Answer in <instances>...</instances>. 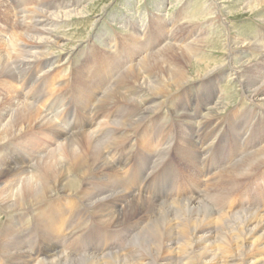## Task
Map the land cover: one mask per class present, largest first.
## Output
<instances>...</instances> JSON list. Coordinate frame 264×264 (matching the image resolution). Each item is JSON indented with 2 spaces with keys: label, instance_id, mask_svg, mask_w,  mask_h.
Returning a JSON list of instances; mask_svg holds the SVG:
<instances>
[{
  "label": "bare ground",
  "instance_id": "obj_1",
  "mask_svg": "<svg viewBox=\"0 0 264 264\" xmlns=\"http://www.w3.org/2000/svg\"><path fill=\"white\" fill-rule=\"evenodd\" d=\"M29 1H20L21 3L15 7H18L15 9L16 13H13L15 19H7V24L14 26L15 30L13 34L11 32L12 36L9 43L6 42L7 47L4 46V51H7V54L0 55V78H11L13 69L16 74L21 70L20 67L22 65L32 66L33 68L41 58L43 59L41 62L44 65L52 67V62L49 61L52 54L47 49L54 46L60 48L64 44L63 41L65 42L63 37L55 34L53 28H57L67 20L88 16L92 7V5H85L86 7L81 9H74V7L79 6V0H72L69 3H66V0L65 2L63 0H46L47 3L44 4V6H48V10L46 11L44 9L38 11L35 8L36 11L24 10L22 7L29 3ZM223 2L227 4L225 0ZM40 5L42 6V4ZM71 7H73L71 10L65 12L59 11L62 9L67 10ZM239 7L242 11L247 12L248 15H253L264 9V0H245L243 6ZM233 12L230 9L229 14L232 15ZM19 15H22L21 17L24 19L19 18ZM221 24L225 29L227 26H230V24H226V20L221 21ZM235 38L237 39V36ZM208 39V34L204 33L188 45H178L168 42L159 52L145 56L141 63L128 64L129 68L121 75L115 77L113 85L107 79L113 78L120 70L109 66L111 67L109 76L107 75L106 79H102L98 86H94V88L102 86V90H96L94 96L88 95L87 98L89 100L84 99L83 102L86 110H89L90 106L93 108L98 99H100L101 110L103 111L109 107L119 106V113L117 115L119 119L112 121V123L108 121L109 124L106 128L99 131L94 129L95 131L91 134L74 135L73 133H76L74 130L79 129L77 126L71 133H65V130L61 129V127L57 128L56 131L54 130V134H57L60 138L65 137V139H69L70 141L67 140V143H62V146L50 152L42 162L41 160L38 161L40 165H38L39 168H36L33 176L29 177L26 175L29 174L27 171L31 170V160L15 158L12 161L10 159L6 162H0V180L7 177H17L20 174L27 176L21 177L17 184L7 181L8 183L5 186L0 187V209L7 213L8 217L9 215H14L11 218L9 217L5 222V226H1L0 228L1 255L6 256L9 253L14 262L13 264H32L34 260L36 263L37 261L38 263L41 262L40 264H189L191 261H195L193 264H264V207L254 198L249 202H237V206L233 210L231 209V213H220L223 215L215 213V207L220 208L222 206L221 203H219L221 206H218L217 198L224 190V184L227 183L232 187L230 190L233 188L237 189L236 186L240 184L239 182L242 179H246L260 166L264 165V146L261 145V149L254 151V153L252 152L253 154L245 159H241L238 161L239 163L234 164L229 170L227 169L228 171L221 172L218 175V180H215L217 182L213 181L210 187H206L207 190L204 192V197L200 196V199L196 196V198L189 197L187 200L177 203L162 202L159 205L157 204L159 207L156 206V209L153 207L151 210H144L145 212L141 213L138 217L137 215L140 213L139 208L141 210L145 206V203H147V200H143L140 195V193H145V189L140 187L137 191L138 193H135L137 188L130 187L129 183L125 180L117 175H112L114 167L107 161L110 153L112 154L114 151L122 149V146L130 142L129 140L135 136V130L142 123H146V120L148 121V116L168 109L166 101L172 94H176L177 99L174 101V106H169V111L175 110L176 116L182 122L180 126V132L183 134L181 136L183 138L182 141L190 146L183 151L186 152L183 158L184 156L188 158L198 155L200 157L202 155V148L198 144V146L194 144L193 134H191L192 127L204 125L206 129L202 130L204 133L202 135L207 136V134L213 133L210 129L214 126V123L223 126L225 124H232L231 121H228L230 118L227 122H216L218 116L228 109L230 100L234 97L229 95L220 96L221 98H219L215 88H218L224 80L225 74L223 69L229 67L231 73L236 72L235 68L232 67L235 61L239 64V67L246 68V71L243 72L244 74L241 73L242 77L236 78L239 81L238 84L243 98L248 103L250 102L251 105L257 106L256 108L264 110V45L261 46L257 44L258 42L242 39V44L234 47L230 36L226 35L223 50L228 53L227 60L213 66L212 64L198 61V55L202 51L198 44ZM233 39L232 41L234 42ZM215 42L216 40L212 43L217 44ZM0 43L1 45L6 44L3 41H0ZM28 46L30 49L25 50L24 47ZM47 56L51 57L45 60ZM167 56H169V61L168 59L165 60ZM179 59L181 60L180 63L174 62ZM57 63L59 64V62ZM108 68L106 67V71L109 73ZM112 69L115 71L113 72ZM216 72H218L216 78H210L205 84L201 83L199 88L197 86L191 87V83L195 81L201 82L204 78ZM13 80L16 81L15 79ZM89 80L91 81L92 78ZM64 84L66 85L63 81L59 86ZM59 86L54 87L56 93L61 90ZM11 87L12 85L7 87L9 91ZM195 87L198 88V93L202 95L203 101L199 100L200 107L193 108L190 105L193 100L187 101V99H184V95L192 93ZM76 90L83 93L82 88H76ZM88 90V87L85 88V92ZM180 90H182L181 93H179ZM45 95L49 96L48 94ZM24 96L28 98L29 102H21L16 99L18 102H14V104L9 103V106H6L11 101V97H8V102H0V112L3 110L5 112L0 117V145H3L12 138L23 137V134L34 128L35 130H40L51 126L52 119L49 117L50 115L43 110L42 112L39 111V105L42 103L40 96L32 97L30 93L24 94ZM217 97L218 101L215 102L214 99ZM89 103H91L90 106H88ZM185 103H188L190 107L185 108ZM41 105L44 106L45 102ZM202 105L206 109L205 116L199 121H193L188 115L189 112L191 111L195 115L193 110L198 113ZM243 123H246V120ZM156 126L161 128L158 125ZM232 129L234 137H238L242 133L244 138L247 135L244 133L245 128L239 131L238 126H232ZM202 144H207V148L213 146L207 138ZM28 147L30 146L28 145ZM146 147L148 146L143 141L142 145L139 146V149L141 148L144 152L141 151L142 156L140 158L148 162V160L151 161L149 159L150 155L153 157V153L155 152L152 151L153 153L151 154V151H146ZM12 151L14 152L15 150L13 149ZM192 152L195 155H190ZM125 153L127 152L125 151ZM127 154L129 155L130 152ZM195 162L197 163V161ZM122 165H128V162L125 160L119 164L121 167ZM27 166L28 169L24 170ZM100 169L104 171L105 176L103 175L98 179L90 176ZM143 169L141 170V176L147 170V168L146 170ZM141 176L137 179H140ZM86 177L88 180H95L92 184L89 182V187L87 188L83 182V179H87ZM231 193L232 191L230 195ZM173 194L175 195V192ZM72 195L83 201L84 208L89 210L95 209L96 216L101 223L109 221L114 226H122L128 219H133L134 222L123 236V240L128 241L133 248L126 251V253L120 254L115 250L119 247H115L111 243V240L108 242L104 241V243L96 240L97 244L95 239L89 238L81 252L80 250L79 252L76 251L78 249H73L74 251L71 253H68L67 250V252L62 251L61 247L64 238L60 236L58 226L68 217L71 219V225H75L76 223L75 218L77 216L69 211V204H71L72 210L75 208L73 201L70 199ZM136 196L139 197L134 198ZM64 198H68L65 204L60 202ZM226 201L229 202L230 199ZM227 211L229 210L227 209ZM26 212H29L31 216L27 215ZM77 215H79V212ZM83 221L81 220L79 223L83 224ZM24 227H33L32 230H35V238L39 239V241L35 242V245H32L33 242L32 239H29L30 236L27 238L23 236L27 234L24 233ZM4 237L6 239L3 243L2 238ZM24 247L26 250L20 252L19 249H23ZM27 249H32L30 251L31 254ZM13 255H20V257H13Z\"/></svg>",
  "mask_w": 264,
  "mask_h": 264
},
{
  "label": "rangeland",
  "instance_id": "obj_2",
  "mask_svg": "<svg viewBox=\"0 0 264 264\" xmlns=\"http://www.w3.org/2000/svg\"><path fill=\"white\" fill-rule=\"evenodd\" d=\"M20 1L0 0V41L9 43L11 40V36L15 30V27L8 25L7 19H15L13 13H16L15 9L18 7H15L21 3ZM30 1L22 7L24 10H48V6H44L48 0ZM63 1L65 2V0ZM225 1L227 4H224L223 0H79V6L74 7V9H81L83 7L92 5L89 11L90 13L88 16L83 18L67 20L64 23L60 22L62 24H60L57 28H53V30H55V34L63 37L65 42L63 41L64 44L60 48L54 46L53 48L47 49L46 46V49L51 52L50 54H52V57L47 56L45 60L51 57L49 61L52 62V67H47V65H44L43 62H41V60H43L41 58V60H39L37 65L33 68L32 66L22 65V67H20L21 70L16 74L13 69L11 78H0V102L7 101L8 97H11V101H7L8 104L6 105L9 106V103L14 104V102L18 101L29 102L28 98H26L24 94L26 95L30 93L32 97L40 96V101L42 103L45 102V105H41L42 103L40 105L38 104L39 111L42 112L43 110L45 113L50 115L49 117L52 119L51 126H49V128L40 130H35L34 128V131H27L25 134H23V137H16L14 139L12 138L6 141V144L4 143L3 145H0V162H6L10 159L12 161L15 158L31 160V170L27 171L29 174H26L27 176L31 177L33 176V173L35 174L36 168H39L38 165L40 164L38 161L41 160L42 162V160L45 159L50 152L55 151L57 148H59V146H62V143L64 144V142L67 140L70 141L69 139H65V137H63V139L57 134H54L57 128L61 127V129L65 130V133H71L75 128L78 127L79 129L74 130V132H76L73 133L74 135L91 134L93 131H95L94 129L99 131L100 129L106 128L109 123H112V121L119 119L117 117L119 113V106L109 107L103 111L101 110V104L99 101L100 99H98L96 100L93 108L90 106L91 103H89V110H86L83 102L84 99H87V101L89 100L87 98L88 95L94 96L96 90H102V86H100V88H94V86H98L102 79H106L107 75L109 76L111 73V67H113V69L117 68L120 70L113 78L110 80L107 79V81L113 85L116 79L115 77L121 75L129 68L128 64L134 65L141 63L145 56L159 52L161 48L168 44V42L178 45H188L195 38L200 37V35H203L204 33L208 34L209 39L198 44L202 50L198 55V61H203L205 63L212 64L213 66L221 64L227 60L228 53L223 50L226 35L230 36L234 47L241 45L242 39L251 40L256 43L258 42L257 44L263 46L264 9L254 13L253 15H248L247 12L242 11L239 7L243 6L245 0ZM69 2H72V0H66V3ZM40 4H42V6ZM71 9H73V7L67 10L62 9L59 11L65 12ZM230 9L234 11L232 15L229 14ZM19 16V18L24 19L21 17L22 15ZM220 20H226V24H230V26H227L226 29L223 28ZM235 36H237V39ZM232 38H234V42L232 41ZM215 40V43L217 44L212 43ZM7 43L5 45L3 43V45H1L0 43V55L7 54V51H4V46L7 47ZM24 48L25 50L30 49L29 46ZM169 56H167L165 60L168 59L169 61ZM259 61L261 62V60ZM57 62H59V64ZM174 62L180 63L181 60L179 59ZM106 67H109V73L106 71ZM232 67L235 68L236 72L234 71L231 73V71H229V67L223 69L225 74L224 80L218 88H215L219 98L229 95L234 97L231 98L228 109L218 116L216 122H227V120L230 118L228 121H231L232 124H225L223 126L221 124L214 123V126H212L210 129L213 133H210L209 135L207 134V136L202 135L204 134L202 130L206 129L204 125L192 127L193 130L191 134H193L194 144L196 146L199 145V147L202 148V155L200 157L198 155L196 157L190 156L188 158L187 156H184L183 158L184 153H186L183 151H185L190 146L182 141L183 138H181V136L183 134L180 132V126L182 123L181 120L176 116L175 110L169 111V106H174L175 104L174 101L177 99L176 94L170 95L166 101L168 109L148 116V121L146 120V123H142L135 130V136L129 140V143L122 146V149L120 148L108 155L107 161H109L111 166L114 167L112 170V175H117L121 179L125 180L127 183H129L130 187H133L134 189L137 188L135 193L140 187L145 189V193H140V195L143 200H147V203H145V206L142 207L141 210L139 208L140 213L137 215V217L146 210L148 211L153 209V207L156 209L155 207L162 202L177 203L185 201L189 197H199V199L204 197V192H206L207 188L212 185L213 181L218 180V175L221 172L228 171L229 168L234 164L239 163L238 161L245 159L249 155L253 154L254 151H257L261 149L262 146H264V110L256 108L257 106L251 105L250 102L248 103V101L243 98L241 88L238 84L239 81L236 80V78H241V75L244 74L243 72L246 71V68L239 67V64L236 61L233 63ZM114 71L115 70H113V72ZM217 75L218 72L213 73L210 76L204 78L203 81H195L190 85L191 87L197 86L199 88L201 83L205 84L210 78L214 79L217 77ZM91 78L92 80L95 79V81H90L89 79ZM63 81L66 83V85L64 84L59 86ZM11 85L12 87L9 91L7 87H10ZM56 86H59L61 89L58 93H56L54 90V87ZM87 87L89 90L85 92V88ZM76 88H82L83 93H80L78 90H76ZM198 88L195 87L192 93L184 95V99H187V101H194L190 103L193 108L200 107L199 100L203 101L202 95L198 93ZM11 92L12 94H10ZM181 92L182 90L179 91V93ZM45 94L53 96L49 97ZM214 101L217 102L218 97L214 99ZM190 105L185 103V108L190 107ZM204 109L205 107L202 105V108L199 109L200 111L198 113L192 109L195 112V115H193L191 111L189 114L187 112L184 113L188 114L193 121H199L206 114V109ZM3 111L0 112V117L2 113H5ZM159 120L160 122H158ZM244 120H246V123H243ZM80 122L82 125H80ZM156 125L160 126L161 128L157 127ZM232 126H238L239 131L245 128L244 133L247 134L245 135L246 137L244 138L243 133L238 137H234L232 135ZM164 127H166V129H164ZM242 137L243 139H241ZM206 138L209 139L210 143H212L213 146L211 148H207V144H202ZM143 141H145V144L148 146L146 147V151H151V154L155 152L153 153V157L150 155L149 159H151V161L148 160L149 163L147 161H143L140 158L142 156L141 151L143 152V150L141 148L139 149V146L142 145ZM28 145L31 148L28 147ZM171 148H173L175 151L173 149L171 150ZM13 149L15 150L14 152L12 151ZM125 151L127 153L130 152V154L128 155L125 153ZM178 151L181 154H179ZM190 155H195V153L192 152ZM125 160L128 162V165H122V167L119 166V164L123 163ZM195 161H197V163ZM191 162H193L195 165ZM159 165L161 168H159ZM27 169L28 166L24 168V170ZM142 169L146 170L143 176H141ZM263 169L264 165L260 166L246 179H242L239 182L240 184L236 186L237 189L233 188L230 190L232 187H230L227 183L224 184L223 186L225 188L223 187L224 190L220 194L221 196L219 195L217 198L218 206L220 207L221 204L222 206L220 208L215 207L216 212H214L218 215L231 213L238 203L249 202L254 198L262 205V207H264ZM103 172L104 171L100 169L90 176L98 179L103 175L105 176ZM122 172H125L124 175ZM26 175L20 174L17 177L13 176L1 179L2 182L0 180V187L5 186V184L8 182L17 184L19 179L21 177H27ZM156 175L157 177H155ZM139 176H141V178L137 179ZM83 182L86 184L87 188L89 187L88 183L90 182V184H92L95 182V180H88L87 178L83 179ZM216 182L217 181H215V183ZM231 191L232 193L230 195ZM174 192L175 195L173 194ZM226 194L228 195V198L226 197ZM138 197L139 196H136L134 198ZM76 198L77 197L73 195L70 196V199L75 205L74 210H72V206L69 204V211L77 216L75 218V225H71V219L68 217L58 226L59 233L61 234L60 236L64 238V242L61 247L62 251L64 250V252L68 251V253H71L75 249H78L76 251L79 252L80 250L81 252L82 248L84 249V244L89 238L95 239V242L102 241V243H104V241L108 242L111 240V243L115 247H119L115 250L120 254L124 252L126 253V251H129L133 248V246H131L128 241L123 240V236L128 232L130 225L134 222L133 219H128L122 226H114V224L109 221L101 223L99 218L96 216L95 209L89 210L84 208L85 206L83 205V201L79 198ZM148 199L150 200L148 201ZM225 199H230V201L228 202ZM67 200L68 198H64L63 200H60V202L65 204ZM225 209L226 211L227 209L229 211L226 212ZM78 212L79 215H81L80 217L77 215ZM222 212L224 213L220 214ZM4 213L5 212L1 211L0 209V228L1 226H5V222L9 217L11 218L14 216L9 215L8 217L7 213ZM26 213L27 215L31 216L29 212ZM81 220H84L83 224L79 223ZM32 228L33 227H24V233L27 234H24L23 236L26 238L30 236L29 239H32V245H35V242L37 240L39 241V239L35 238V230H32ZM5 239V237L2 238L3 243L5 242ZM25 250V247L23 249H19L20 252ZM27 250L30 253L32 249ZM1 251L2 249H0V252ZM1 254L2 253H0V255ZM16 256L20 257V255H13V257ZM33 256H35V254H33ZM160 260H162V258H160ZM194 262L191 261L189 264H193ZM1 263L13 264L14 262L8 253L6 256H0V264ZM40 263L41 262L38 263V261L36 263L34 260L32 264ZM159 263L161 262L159 261Z\"/></svg>",
  "mask_w": 264,
  "mask_h": 264
}]
</instances>
